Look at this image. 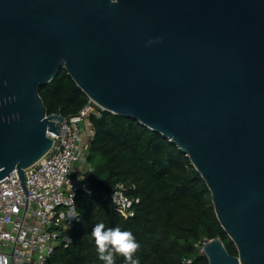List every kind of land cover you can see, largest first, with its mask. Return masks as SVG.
<instances>
[{
  "label": "water",
  "instance_id": "95a60500",
  "mask_svg": "<svg viewBox=\"0 0 264 264\" xmlns=\"http://www.w3.org/2000/svg\"><path fill=\"white\" fill-rule=\"evenodd\" d=\"M62 67L190 158L238 250L209 264H264V0H0V180L61 132L39 87Z\"/></svg>",
  "mask_w": 264,
  "mask_h": 264
},
{
  "label": "trees",
  "instance_id": "16d2710c",
  "mask_svg": "<svg viewBox=\"0 0 264 264\" xmlns=\"http://www.w3.org/2000/svg\"><path fill=\"white\" fill-rule=\"evenodd\" d=\"M39 93L48 114H77L89 97L65 68ZM95 134L88 142V187L75 199L78 218L53 260L58 264H104L91 237L95 224L105 230L119 226L131 231L140 245L133 258L140 264H209L201 249L204 240L220 238L230 254L235 243L222 227L211 192L190 158L176 144L130 117L100 109L91 114ZM119 183L136 185L128 194L140 200L135 214L122 216L107 200ZM115 264H125L116 255Z\"/></svg>",
  "mask_w": 264,
  "mask_h": 264
},
{
  "label": "built area",
  "instance_id": "2783aa9c",
  "mask_svg": "<svg viewBox=\"0 0 264 264\" xmlns=\"http://www.w3.org/2000/svg\"><path fill=\"white\" fill-rule=\"evenodd\" d=\"M100 109L89 98L79 113L60 122L59 134L48 132L53 146L25 170L24 185L17 170L0 180V264H58L56 250L72 242L67 232L78 218L77 192L88 187L92 166L86 148L95 134L90 115L99 116ZM135 189L119 183L110 194L125 218L135 214L133 205L140 200L128 194Z\"/></svg>",
  "mask_w": 264,
  "mask_h": 264
},
{
  "label": "clouds",
  "instance_id": "9594fccd",
  "mask_svg": "<svg viewBox=\"0 0 264 264\" xmlns=\"http://www.w3.org/2000/svg\"><path fill=\"white\" fill-rule=\"evenodd\" d=\"M111 2L115 4L117 0ZM159 42L162 41L152 40L148 44ZM91 237L95 241L99 259L104 264H115L116 255L124 257L125 264H140L138 259L133 258L140 245L131 231L122 230L119 226L105 230L104 223H97L91 231Z\"/></svg>",
  "mask_w": 264,
  "mask_h": 264
},
{
  "label": "rangeland",
  "instance_id": "374dc122",
  "mask_svg": "<svg viewBox=\"0 0 264 264\" xmlns=\"http://www.w3.org/2000/svg\"><path fill=\"white\" fill-rule=\"evenodd\" d=\"M88 147V146H87ZM87 152H88V148H86V154H87ZM86 171V170H85ZM87 172V171H86Z\"/></svg>",
  "mask_w": 264,
  "mask_h": 264
}]
</instances>
